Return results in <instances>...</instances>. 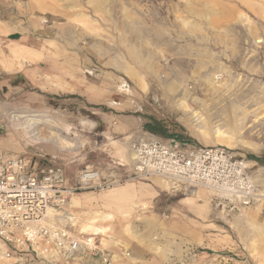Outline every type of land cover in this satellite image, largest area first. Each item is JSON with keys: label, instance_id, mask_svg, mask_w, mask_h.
<instances>
[{"label": "rangeland", "instance_id": "obj_1", "mask_svg": "<svg viewBox=\"0 0 264 264\" xmlns=\"http://www.w3.org/2000/svg\"><path fill=\"white\" fill-rule=\"evenodd\" d=\"M13 61H26L38 80L47 74L52 91L67 78L88 97L0 86L6 153L40 149L70 171L107 170L122 136L109 128L112 119H130L135 134L151 116L184 146L219 145L249 171L255 157L264 166V0H0V64ZM16 112L48 121L31 134L24 117L12 119ZM160 193L120 207L114 223L100 224L112 211L86 200L71 209L72 226L149 238L160 264H264V202L229 210L207 196L200 211L182 202L174 209L180 195H195Z\"/></svg>", "mask_w": 264, "mask_h": 264}, {"label": "built area", "instance_id": "obj_2", "mask_svg": "<svg viewBox=\"0 0 264 264\" xmlns=\"http://www.w3.org/2000/svg\"><path fill=\"white\" fill-rule=\"evenodd\" d=\"M130 166H86L70 180L66 164L0 149V261L4 264H114L96 234L76 231L63 215L79 192L109 191L128 181L157 176L172 189L195 195L212 192L229 210L264 201V182L243 157L219 145L184 146L177 139L146 134L129 143Z\"/></svg>", "mask_w": 264, "mask_h": 264}, {"label": "crops", "instance_id": "obj_3", "mask_svg": "<svg viewBox=\"0 0 264 264\" xmlns=\"http://www.w3.org/2000/svg\"><path fill=\"white\" fill-rule=\"evenodd\" d=\"M130 23V20L127 21ZM128 23V24H129ZM159 26V25H158ZM161 26V25H160ZM10 42H16L13 39H9ZM18 51H14V54ZM26 62V61H25ZM25 62H11V65H4L2 66L0 64V86H7L11 85L12 87L21 88L23 85H32L34 87H37L39 89L43 88L44 92L46 94H54L59 95V92H70V94H76L77 96H83L88 93L85 91H82L81 88H78L76 84H69L67 78H63V82L60 83L59 88H56L55 91H52L51 85H49L45 80L48 78L46 77L47 74L44 75V80H38L36 71H33L31 68L25 67ZM121 62V61H120ZM123 63H126L124 60ZM42 81V82H41ZM91 101H88L90 104H96L93 100L92 95L90 96ZM113 122L109 125V128H111L112 132H121V141L119 142V146H115V153L111 157V163L110 164H123L130 166L133 162V156L132 152L130 150L129 143L132 139L141 137L146 134H150L147 131H140L136 132L135 134H131L130 130L133 128L134 123L130 119H123L118 117L116 119H112ZM40 146V145H39ZM41 146L44 148H51L53 149L52 144H48L46 142H43ZM36 150V149H34ZM40 150V149H39ZM34 151L32 154L29 152H20V153H13V154H29V155H35V156H45V155H55L53 152L51 154L49 153H42L41 151ZM117 150V151H116ZM120 151V153H118ZM252 165L255 164L258 165L257 168L251 169L249 172L251 175L258 181V182H264V176L260 177V172L262 169H264V166H260L259 163L255 160L251 161ZM98 168V167H95ZM70 171L66 167V172L68 178L71 180L75 173L78 171ZM257 176V178H256ZM259 177V178H258ZM165 179L157 176L149 177L147 179H137L133 181H128L122 185H119L109 191L107 193H97V192H79L76 195L73 196L71 201L65 206V212L62 211L61 215L63 217L69 218L71 220L74 219V217H71L73 215H70L71 209L74 207H77L78 205H82L81 203H84V201L93 199L97 202H100L98 204L99 207H107L112 212L109 213H103L99 216V223H114L118 219L122 218L121 214L117 209L120 207H124L127 205H131L132 202H140L142 205L148 204L149 202H152L154 199L158 198L161 194L160 192H166L168 194H174V195H180V193H175L176 190L172 189L171 185L167 182ZM194 196V195H193ZM207 196H212V192L200 188L197 190L194 197H188V196H182L180 195V198H178V202L173 206L174 209H178V205L182 204L190 206L194 210H202L205 207V203H207ZM202 201V202H201ZM264 201L258 202L253 205H261ZM104 203V204H103ZM108 205V206H107ZM253 205H249L246 207H250ZM255 206V207H256ZM244 209V208H241ZM100 212V211H99ZM66 214V215H65ZM119 214V215H118ZM110 216V217H109ZM112 218V219H110ZM94 222L95 219H94ZM82 225V226H81ZM90 226V225H89ZM81 227V228H80ZM79 229H75L78 231L84 232L86 230V227L84 223L80 224ZM95 227L98 231L101 230L100 228ZM101 228H105L104 226H101ZM97 230H95L93 233H95ZM101 232V231H100ZM98 234V233H97ZM99 237L100 241L102 240L101 244L102 246L107 249L111 255L114 264H160L158 261L161 260V257L157 253L155 248L153 247V240L149 238H143V239H132V240H124L120 239L117 236L109 235V237L105 236L103 237L100 235Z\"/></svg>", "mask_w": 264, "mask_h": 264}, {"label": "trees", "instance_id": "obj_4", "mask_svg": "<svg viewBox=\"0 0 264 264\" xmlns=\"http://www.w3.org/2000/svg\"><path fill=\"white\" fill-rule=\"evenodd\" d=\"M146 119L147 120L142 124V127L145 131L151 134H155L161 138H168L173 135V133L169 132L165 121L151 116H148ZM253 159L258 162L261 161V159L258 157H255ZM262 163L264 165V162Z\"/></svg>", "mask_w": 264, "mask_h": 264}, {"label": "bare ground", "instance_id": "obj_5", "mask_svg": "<svg viewBox=\"0 0 264 264\" xmlns=\"http://www.w3.org/2000/svg\"><path fill=\"white\" fill-rule=\"evenodd\" d=\"M216 78H218V75H216L215 76ZM235 78V77H234ZM185 100L184 99H181L180 100V106H182L183 108L185 107L184 106V104H183V102H184ZM1 106V105H0ZM9 113V112H8ZM12 113V112H11ZM14 113V112H13ZM41 114H23V113H15L14 115H12V119L13 120H18L19 118H22V117H24L25 119H26V122H25V124H24V128H26V129H28L29 127L31 128V129H33L34 131H32L31 132V134H37L38 133V131H35V126L37 127V125H39L40 123H42V122H47L48 121V119H42V118H39V116H40ZM24 119V120H25ZM18 122V121H17ZM23 124H22V127H23ZM38 130V129H37ZM34 136V135H33ZM36 136V135H35ZM37 137L38 136H36V139H37ZM42 139V138H41ZM45 141V140H44ZM256 178H257V176H256ZM259 178V177H258ZM167 183V182H166ZM79 206V205H78ZM66 215V214H65ZM82 226V225H81ZM101 230H97L95 233H93V234H97V233H99ZM81 233H83L82 231H80Z\"/></svg>", "mask_w": 264, "mask_h": 264}]
</instances>
